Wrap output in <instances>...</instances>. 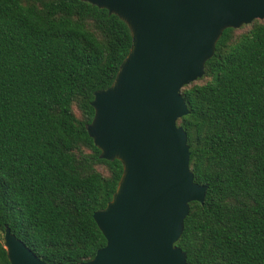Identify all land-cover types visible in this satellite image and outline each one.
<instances>
[{"label": "trees", "instance_id": "16d2710c", "mask_svg": "<svg viewBox=\"0 0 264 264\" xmlns=\"http://www.w3.org/2000/svg\"><path fill=\"white\" fill-rule=\"evenodd\" d=\"M130 44L127 25L86 0H0V264L5 226L46 262L105 244L92 215L122 165L100 157L87 125ZM180 93L176 124L207 189L175 244L188 264H264V18L225 28Z\"/></svg>", "mask_w": 264, "mask_h": 264}, {"label": "water", "instance_id": "95a60500", "mask_svg": "<svg viewBox=\"0 0 264 264\" xmlns=\"http://www.w3.org/2000/svg\"><path fill=\"white\" fill-rule=\"evenodd\" d=\"M118 16L131 44L113 82L93 93L88 135L122 172L107 204L93 212L105 244L84 262L39 258L8 226L9 264H188L176 245L189 203L207 185L189 169L182 86L203 75L225 28L264 18V0H86Z\"/></svg>", "mask_w": 264, "mask_h": 264}]
</instances>
